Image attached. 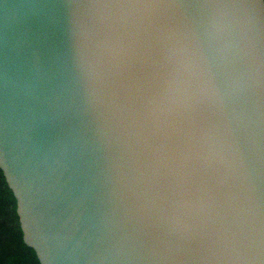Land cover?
Masks as SVG:
<instances>
[{"label": "water", "instance_id": "obj_1", "mask_svg": "<svg viewBox=\"0 0 264 264\" xmlns=\"http://www.w3.org/2000/svg\"><path fill=\"white\" fill-rule=\"evenodd\" d=\"M0 169L40 264H264V0H0Z\"/></svg>", "mask_w": 264, "mask_h": 264}, {"label": "trees", "instance_id": "obj_2", "mask_svg": "<svg viewBox=\"0 0 264 264\" xmlns=\"http://www.w3.org/2000/svg\"><path fill=\"white\" fill-rule=\"evenodd\" d=\"M0 264H40L35 251L23 241L16 199L0 169Z\"/></svg>", "mask_w": 264, "mask_h": 264}]
</instances>
